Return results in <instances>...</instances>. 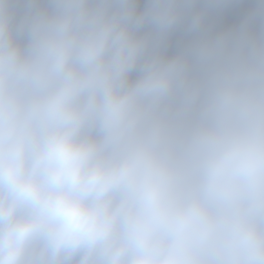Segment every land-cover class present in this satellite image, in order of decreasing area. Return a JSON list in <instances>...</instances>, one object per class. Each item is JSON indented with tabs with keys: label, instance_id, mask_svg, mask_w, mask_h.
Instances as JSON below:
<instances>
[{
	"label": "clouds",
	"instance_id": "obj_1",
	"mask_svg": "<svg viewBox=\"0 0 264 264\" xmlns=\"http://www.w3.org/2000/svg\"><path fill=\"white\" fill-rule=\"evenodd\" d=\"M0 264H264V0H0Z\"/></svg>",
	"mask_w": 264,
	"mask_h": 264
},
{
	"label": "crops",
	"instance_id": "obj_2",
	"mask_svg": "<svg viewBox=\"0 0 264 264\" xmlns=\"http://www.w3.org/2000/svg\"><path fill=\"white\" fill-rule=\"evenodd\" d=\"M233 19H235V17Z\"/></svg>",
	"mask_w": 264,
	"mask_h": 264
}]
</instances>
